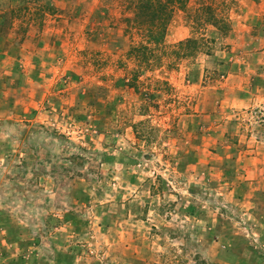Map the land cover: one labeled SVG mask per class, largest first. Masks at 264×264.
Returning <instances> with one entry per match:
<instances>
[{
  "label": "rangeland",
  "instance_id": "374dc122",
  "mask_svg": "<svg viewBox=\"0 0 264 264\" xmlns=\"http://www.w3.org/2000/svg\"><path fill=\"white\" fill-rule=\"evenodd\" d=\"M1 1L0 264H264V109L227 123V33L180 10L150 55L87 31L97 0ZM201 1L233 20L258 2Z\"/></svg>",
  "mask_w": 264,
  "mask_h": 264
},
{
  "label": "crops",
  "instance_id": "0c3cea01",
  "mask_svg": "<svg viewBox=\"0 0 264 264\" xmlns=\"http://www.w3.org/2000/svg\"><path fill=\"white\" fill-rule=\"evenodd\" d=\"M238 1L241 3L247 2V0ZM1 2L0 0V4ZM248 5V8L240 9L241 16L239 20H233V17L230 16L227 17V35L224 37L227 45V78L225 80L226 84L224 85L226 87L225 95L227 96V98L225 97L227 101V123L232 120L238 112L255 108L264 109V28L261 29L256 27L258 28L256 29L257 33L253 35L250 33L253 30V22L250 19L253 17H257L258 19L264 16V0H258L256 4L252 5L248 3ZM59 8L64 9V6ZM176 12L181 11L176 10L174 14ZM3 13L4 12L0 11V15ZM130 17H132V15L126 9L124 0H97L96 6L90 9L88 18L89 22L92 21L96 24L87 26V31L98 29V27H101L103 24H106V28L110 31H114V29L124 31L127 28L123 23V19ZM168 27L164 39L165 44L168 42ZM208 29L215 28L207 27V30ZM204 36L207 38L206 33H204ZM185 38H187V36L178 38L173 42L178 44L184 41L183 39ZM22 48L23 49H20L18 55L22 53L23 58H28V60L31 61L30 73L34 74L37 67L34 64L35 53L30 50L26 51L27 47L23 46ZM18 55L14 57L17 58ZM12 56L10 49H0V61L15 60ZM26 84H28V82ZM31 84L34 85V82H31ZM19 88L23 89L22 82ZM227 137H232V135L227 134ZM251 154L252 155L248 158L250 162H259V160H257V158L259 159V155L255 152H251ZM262 170L263 169L258 170L261 175L264 173ZM258 183L262 185L257 188L263 189L264 181H258Z\"/></svg>",
  "mask_w": 264,
  "mask_h": 264
},
{
  "label": "trees",
  "instance_id": "16d2710c",
  "mask_svg": "<svg viewBox=\"0 0 264 264\" xmlns=\"http://www.w3.org/2000/svg\"><path fill=\"white\" fill-rule=\"evenodd\" d=\"M191 0H124L126 9L132 15L123 19L125 31H134L141 37L143 45L138 50L154 55L153 48L164 43L166 30L176 10H188V14L195 25L206 30L213 27L218 31L227 33V18L219 17L212 5L196 0V7L189 9ZM202 2V3H201ZM195 3V5H196ZM190 11V12H189ZM189 15V16H190ZM212 42L204 36L190 37L175 45L173 55L178 59L192 57L200 51L207 49ZM208 54V52H206Z\"/></svg>",
  "mask_w": 264,
  "mask_h": 264
}]
</instances>
